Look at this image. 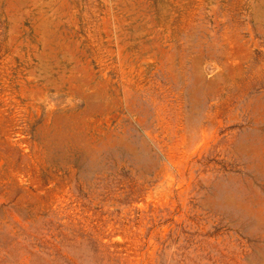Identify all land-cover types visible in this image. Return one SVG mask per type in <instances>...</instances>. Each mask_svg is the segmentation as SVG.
Instances as JSON below:
<instances>
[{"label": "rangeland", "instance_id": "rangeland-1", "mask_svg": "<svg viewBox=\"0 0 264 264\" xmlns=\"http://www.w3.org/2000/svg\"><path fill=\"white\" fill-rule=\"evenodd\" d=\"M0 264H264V0H0Z\"/></svg>", "mask_w": 264, "mask_h": 264}]
</instances>
